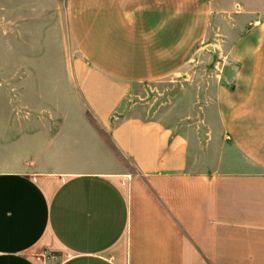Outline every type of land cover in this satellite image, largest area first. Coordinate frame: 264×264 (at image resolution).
<instances>
[{
    "label": "crops",
    "instance_id": "0c3cea01",
    "mask_svg": "<svg viewBox=\"0 0 264 264\" xmlns=\"http://www.w3.org/2000/svg\"><path fill=\"white\" fill-rule=\"evenodd\" d=\"M68 19L65 99L50 70L0 116V264H264V0H69ZM211 46L200 122L126 113Z\"/></svg>",
    "mask_w": 264,
    "mask_h": 264
},
{
    "label": "rangeland",
    "instance_id": "374dc122",
    "mask_svg": "<svg viewBox=\"0 0 264 264\" xmlns=\"http://www.w3.org/2000/svg\"><path fill=\"white\" fill-rule=\"evenodd\" d=\"M68 3L69 0H0V116L8 113L4 102L41 100L40 80L46 79L43 75L50 70L59 77V101L65 99L67 71L78 53L69 25ZM214 48H204L190 61L184 78L136 86L126 100V113L136 109L149 116H185L188 123L200 122L205 115L201 107L211 101V75L218 66L212 57ZM202 128L207 129L204 125Z\"/></svg>",
    "mask_w": 264,
    "mask_h": 264
}]
</instances>
